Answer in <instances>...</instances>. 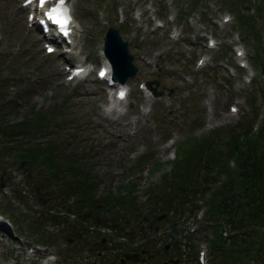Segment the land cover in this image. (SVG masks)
Returning <instances> with one entry per match:
<instances>
[{
    "label": "rangeland",
    "instance_id": "374dc122",
    "mask_svg": "<svg viewBox=\"0 0 264 264\" xmlns=\"http://www.w3.org/2000/svg\"><path fill=\"white\" fill-rule=\"evenodd\" d=\"M73 1L75 16L80 17L83 22L89 25L92 38L88 45L93 49L97 45L99 32L103 28V23L95 19L93 12V7L98 0ZM6 2L7 0H0L1 18H3L4 10L10 9ZM216 4L217 0H204L196 9L205 5L214 12L213 16L217 17L220 13L217 10L219 8H213ZM177 5L176 0L168 3L169 8L173 7L175 13L174 23L178 29L175 40H166L165 34L148 30L151 14L149 12L145 15L147 12L145 9L141 13L137 12L139 29H136L132 22L128 23L127 20L118 28L121 37L128 42L129 51L133 54V62L137 67L135 75L126 79L130 86L128 98L139 99L134 87V80L131 79L137 76L149 79L156 77L157 83L155 84L154 81L150 83L163 91L157 101L151 102V107L146 104L147 113L140 117L131 114L135 110L134 101L130 105L125 104L126 113L117 116L121 122L126 121L124 123L117 120L115 112L106 119L98 113L96 105L98 100L103 99V93L99 91L97 83L85 79L74 86L66 87L56 81L60 71L56 66L55 59L50 54L44 55L37 44L32 41L30 35L24 34L21 19L14 18L12 23L0 20V29L8 26L5 37L0 41V46L4 48L6 46L5 54L12 45L17 48L12 59L8 64H5L6 66L2 65V62L0 64V96L6 89L14 88L13 98L0 105V212L10 217L15 234H18L22 242L35 243L40 236L48 241L43 243L45 244L43 251L37 248L32 254L26 253L24 250H14L8 244L7 237L10 234L3 231L0 224V260L5 256H12L13 264H20L19 260L22 264H26L27 261L36 264L38 255L55 250L62 244L69 257H63L56 264H75L76 257L85 246H91V249L90 252L84 253L86 258L84 264L92 257L91 253L96 257L97 264H137V258H142L145 264H195L192 256L193 238L207 239L210 234L213 236V233L217 231V226L225 223L227 228H224L220 235L229 240L234 232L239 231L238 227L244 231L249 227L246 225L254 222L259 205L252 202L249 196L243 194L237 212L230 216L231 219H228L229 200L232 195L230 189L221 193L218 189L213 191V201L211 202L212 199L208 201L207 209L201 208V214L204 213L201 216L202 220L192 226V231L188 229L190 222L196 221V218L191 214L194 207L192 200L196 194H200L204 187L203 176H207L208 173L207 167L209 166L207 165L211 162L208 155L213 145L210 139L203 138L188 139L184 142L185 137L199 135L207 128L226 123L220 131L230 129L228 132L239 133L238 138L241 139L244 125L243 123H239L238 126L231 125L235 123L233 120L236 118L237 112L223 111L224 96L228 99V96L240 95L250 89L255 93L256 105L264 103L262 88L264 83L254 78L256 82L253 83V90L245 83H240L239 76H230L232 79L225 82V76L229 75L224 71L222 65H227L232 60L228 57L219 61L218 64L216 59L219 53H215L214 50L207 54L205 65L191 77L187 72V64L190 61L185 59L183 54H186L188 49L191 56L195 55L194 48L197 47L196 41L200 34L198 30L209 24L205 23L204 25L194 10L189 14L191 16V27H189L187 22L182 20L183 14L177 12ZM242 6L240 0H237L230 5V8L236 12V9L240 10ZM136 9L139 11L141 8L136 7ZM105 10L108 11L107 8ZM102 18H106L104 14ZM107 18L108 23L116 24L112 12H109ZM259 18H256L253 27L254 29L261 27L259 31L264 33V25H260ZM228 24L229 21L225 22L222 29L226 28ZM11 28L14 30L12 33L9 32ZM182 29H188L189 33H184ZM129 31H132L133 34L131 35ZM255 32L258 34L257 31ZM151 47H155L154 51L159 55L153 57L154 52L151 50L152 54L150 53ZM138 51L143 52L150 63L154 60L159 63V71L158 68L154 70L157 72L156 74L151 72L150 64L140 63L136 56ZM178 68L186 70V72H182H185L189 77L181 78L182 72L179 74ZM28 74H35L37 80L31 84H20L19 76L27 79ZM229 90L231 91L229 92ZM165 91H167L166 94H164ZM30 92L39 93V98L34 105L27 101ZM246 101L245 98L244 103ZM239 102H241V98H237V103ZM261 106L264 107V105ZM44 112H49L50 116L52 115L53 122H45L40 127L41 121L39 120L38 125H34L35 127L28 130L23 128L18 131L16 127L3 129L6 120L17 118V120L25 122L26 119L32 120L33 115L40 118ZM204 121L206 122L204 123ZM227 124L231 126H226ZM128 128H136L134 135H128L126 130ZM169 134L175 137L174 154H171L172 151L167 152L172 145L156 152L155 146L159 144L162 137ZM6 135H8L7 138ZM16 136L22 138L23 144L32 141L38 142L39 146L54 148L52 155L50 153L55 161L53 176L71 173L76 177L72 181L61 184L59 179L51 175L52 170L48 169V166L45 167L46 165L41 169L42 173H38L35 178H31L28 174L27 176L21 174V169L18 166L25 167L26 164L21 162L20 155L12 157L8 150L11 145H15L14 137ZM135 141L146 146L147 157L151 158L153 163L146 174L142 175L141 173L137 177L129 179L126 177L127 172L137 169L135 167L146 168L151 161L150 159L141 160L139 157V159L124 160L125 149ZM149 147H152V153ZM178 147H180L179 151H177ZM225 148H227L226 144H224L223 150ZM259 150H262L261 144L258 145ZM213 153L215 155L213 162L217 160L214 163L218 164L221 153L216 149H213ZM70 163L74 165L72 166ZM3 164L6 169L3 168ZM74 167L75 169L80 168V170L73 171ZM79 173L80 175L85 173L92 185H88V182L83 176L80 177ZM43 177H47L46 182H42ZM17 179L19 186L24 189L27 187L29 192L26 190L17 194L11 190L12 181ZM233 179H235L234 176ZM128 181H132L133 188L136 189L133 193L142 195L143 199L140 202L133 203L131 193L128 191L122 194L119 192L122 187L128 186ZM48 182H53L57 188L48 190ZM65 188L71 190L70 192L77 198L59 210V203L63 198L60 190ZM256 191H261L264 194V185L254 192ZM114 197H118L121 201H113ZM17 198L22 202H27L28 205L26 209L21 210L19 219L12 220L11 212L18 207L15 201ZM123 200L126 204L122 202ZM129 201L132 203L131 206L128 205ZM35 202L39 203L41 207H38ZM113 202L118 203L121 207L125 206L128 210H125L126 214L119 215L118 211L113 209ZM210 202L215 212L210 211ZM194 203L198 204V202ZM47 207L51 212L58 214H51L46 209ZM141 216L143 217L141 218ZM145 216L146 219H144ZM67 217L72 218L70 221L72 224L69 223ZM27 218H31L32 223L29 225L24 222ZM170 221L177 222L173 232L174 239H169L168 236L170 232L167 230V225ZM208 221H210V225L206 224ZM81 222L87 224L83 225ZM94 226H100L101 229L93 228ZM106 230H110L114 240L110 239V235H107L102 244L98 243L99 233L105 234ZM154 230H158L157 238L152 234ZM259 231L258 229V234L253 232V235L256 234V236L250 242L244 241L243 244L240 240H236V248L239 249L235 253L236 259H239L240 252L246 256L245 251H250V256L244 258L245 260L248 258V264H264V245L261 242L264 241V237L259 235L262 234ZM246 235L251 236V233L244 231L242 237ZM135 238L141 240L136 243ZM124 239L132 242L127 243ZM114 242L122 244V247L120 245L110 246ZM164 243H167L166 248L162 246ZM259 249H263V251L260 252ZM123 253L126 262L120 263L118 257ZM216 253L210 245L205 253L206 264H210L211 261V264H226L228 262L225 256L226 252L223 255L218 253L219 256L218 254L216 256ZM19 256L28 257L29 260L25 262L22 258L19 259ZM163 259L166 262L162 261Z\"/></svg>",
    "mask_w": 264,
    "mask_h": 264
},
{
    "label": "trees",
    "instance_id": "16d2710c",
    "mask_svg": "<svg viewBox=\"0 0 264 264\" xmlns=\"http://www.w3.org/2000/svg\"><path fill=\"white\" fill-rule=\"evenodd\" d=\"M234 1L235 0H230L231 3H233ZM194 3H195L194 0H190L189 6L190 7L193 6ZM263 11H264V0H260V3L255 6V11L253 14L246 15L245 11L238 10L235 12V20L238 23V25L242 31V35L244 36L245 39H247L246 43L249 46L253 47L256 50V53L259 54L261 56V58L264 60V46H262V47L259 46V34H257L255 32L257 30L254 29V27H253V24L255 23V20L257 17H260L259 19H260L261 23L263 22L262 24L264 25V12ZM36 117H37V115H33V118L31 117L32 120L26 119L25 122L23 120L17 121L14 123L11 122V123L6 124V126L8 128L16 127V129L18 131H20L23 128L25 130H28L32 127H35L34 125H38L39 120L41 121L40 127L43 126L45 122H48V121L53 122L51 117H43V115H41L40 118H36ZM5 128L6 127L4 126L3 129H5ZM217 131L218 130H212L211 132L207 133V135H205V138H204V139H210V141L212 142V145H213L212 149L208 155V156H210L211 161H213V158L215 156L213 153V149H216L215 143L217 142ZM7 136L8 135H6V138H7ZM14 138H20V137L16 136ZM227 139H228L227 140V146H226L227 147V151H226L227 154L234 151L235 153L233 155H234L235 161H237L238 159H239V161L241 160V162H239L238 164L236 162V164L239 166L238 175L241 178L240 185L242 186L244 194L247 197L249 196V198L252 200V202H254L256 205H259V207L257 209L258 212L255 213L256 219H254L253 221L256 224H260L263 226L264 225V194L261 191H259V192H257V191L254 192V191L256 189L261 188V186L264 185V119H263L262 124L259 127L256 135L254 137L248 136L241 147L238 146L240 139L238 138V134H235V132L232 131V134L230 133L229 137ZM27 143L28 144L18 145L19 148H22L20 155L24 158L29 157V159H31V161H29V164H34L35 161H34L33 157L36 154H38L40 156L39 158H41L42 161L47 163V166L53 167V171L51 173V175L53 176L54 169H55V166H53V165L55 164V161H54V158L50 156V153L52 155L54 148L51 146H46V147L42 146V145L39 146L38 142L27 141ZM217 143H219V142H217ZM259 144H261L262 150L258 151V145ZM70 164L72 166L74 165L73 163H70ZM223 164H225V163H223ZM243 164H245V165H243ZM219 167L221 170V168L223 169L224 165H222L220 163ZM78 170H80V168L75 169V167H74V169H73V171H78ZM39 172L40 171H37L36 175ZM26 175H27V173H26ZM79 176L80 177L83 176L85 181L88 182V185H92L90 182V179H88L85 176V173H82V175H80V173H79ZM203 177H204V179H206L205 176H203ZM42 180H46V177H43ZM225 189H227V186L225 187L223 185L222 189H220L219 192L220 193L225 192ZM246 190H247V192H246ZM70 191L71 190H67L66 188L61 189V194L64 195ZM211 205H212V203H211ZM259 233L263 234L264 231L260 230ZM262 234H260V236L264 237V235H262ZM242 235H243L242 233L236 232V234L234 236L231 235V238L228 240L227 238L223 237L222 235H220V233L217 232L215 238L212 239L210 245H211L212 249L217 252L216 256L218 253L223 255L226 252L225 256L227 257L226 259L228 261L226 264H240L241 259L239 260V259L235 258V253H237L239 250L238 248H236L235 242H236V240H240V242L244 244V241H242ZM261 242L264 245V241L262 240ZM258 251L261 252V251H263V249H259ZM219 254H218V256H219ZM239 254H238V256H239ZM211 263H212V261L210 262V264Z\"/></svg>",
    "mask_w": 264,
    "mask_h": 264
},
{
    "label": "water",
    "instance_id": "95a60500",
    "mask_svg": "<svg viewBox=\"0 0 264 264\" xmlns=\"http://www.w3.org/2000/svg\"><path fill=\"white\" fill-rule=\"evenodd\" d=\"M110 33L112 32V29H109ZM109 33V34H110ZM106 36L105 38V44H104V48L106 50V52L108 53L109 57L111 58V61L113 63L114 66V75L119 78V79H123V75H120L119 72H121L120 70L124 68H129V72L133 71V68L130 67V65L128 64V55L126 54V52H124L123 48H124V42H122L118 37H116L115 35H111L113 36V40L109 37ZM115 38V39H114ZM117 40V41H116ZM112 42V44H111ZM115 43V44H114ZM116 45V46H115ZM113 47V48H112ZM111 53V54H110ZM126 54V55H125ZM127 56V57H126ZM126 60V61H125ZM125 64V65H124ZM122 66V68H121ZM125 66V67H124ZM170 228L174 229L175 225H172V223H170L169 225ZM221 229V228H220Z\"/></svg>",
    "mask_w": 264,
    "mask_h": 264
},
{
    "label": "snow or ice",
    "instance_id": "6c2138e0",
    "mask_svg": "<svg viewBox=\"0 0 264 264\" xmlns=\"http://www.w3.org/2000/svg\"><path fill=\"white\" fill-rule=\"evenodd\" d=\"M31 3L32 0H29ZM46 0H39V5L41 8L45 6ZM49 20H51L54 24H57L61 27V29H66L67 24L69 22L68 10L65 7V0H59V3L56 7L51 8L49 12L46 13ZM51 51V49H49ZM121 97H123V93L121 92Z\"/></svg>",
    "mask_w": 264,
    "mask_h": 264
},
{
    "label": "flooded vegetation",
    "instance_id": "af4514ba",
    "mask_svg": "<svg viewBox=\"0 0 264 264\" xmlns=\"http://www.w3.org/2000/svg\"><path fill=\"white\" fill-rule=\"evenodd\" d=\"M122 246V245H121Z\"/></svg>",
    "mask_w": 264,
    "mask_h": 264
}]
</instances>
